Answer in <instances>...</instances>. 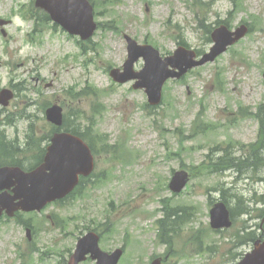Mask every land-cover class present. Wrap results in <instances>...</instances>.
Segmentation results:
<instances>
[{"label":"rangeland","instance_id":"rangeland-1","mask_svg":"<svg viewBox=\"0 0 264 264\" xmlns=\"http://www.w3.org/2000/svg\"><path fill=\"white\" fill-rule=\"evenodd\" d=\"M92 1L95 20L103 25L89 42L84 43V50L78 37L69 35L53 22L44 34H36L37 40L30 41L28 33L33 22L26 20L21 12L29 9L32 0H0V18L12 19L6 26L7 36L2 34L0 27V88L24 79H28V84L36 83L37 73L46 81H54L53 87L43 86V95L35 92L32 86L28 91L22 90L35 102L29 112L36 115L33 119L40 129L36 136L48 128L42 103L59 101L65 112L80 109L90 115L96 96L100 97L104 105L103 112L95 120L96 131L107 133L111 142L124 139L127 147L136 153H132L131 160H128L131 152L123 154L128 161L119 165L112 154H101L98 172L107 168L109 174L100 186L89 188L82 197L68 199L62 205L53 204L42 213L24 215L36 223L37 235L32 241L15 220L2 221L0 264H22L26 259L20 256L23 251L33 255V260L28 259L27 264H64L69 250L74 248L87 226L100 225L105 213L112 210L115 233L105 234L101 246L110 250L126 241L127 250L122 258L125 259L119 264H149L150 256L163 250L156 241V220L161 216L160 199L170 196L173 203L193 205L196 216L193 229L203 231L204 247L215 244L219 249L217 253L193 255L182 260L174 257L171 261L221 264L218 258L227 248L221 241L228 236L219 237L209 229L206 190L218 182L225 187L235 184L238 189L247 185L244 190L251 197L264 190V182L256 181L259 173L257 170L248 172L253 178L235 181L234 173L202 174L196 173L200 171L194 168L193 179L176 196L168 182L171 173L180 165L197 166L207 160L206 155L215 144L231 139L248 144L258 139L257 120L237 113L245 107L255 111L264 102V0H242L243 8L234 0H202L205 9L198 13L193 6L194 0ZM254 15L258 16L256 26L253 22V29L247 36L215 62L190 71L183 80L167 82L163 102L155 109L145 108L148 99L143 89H134L132 82L118 84L110 76L109 67L121 66L127 58L124 33L141 43H152L163 53L176 49L179 35L187 39L192 48L208 50L212 41L207 39L206 25L223 19L235 29L245 19L251 23ZM142 66L141 62L137 69ZM28 84H23L24 88ZM84 88L91 92L81 93L82 97L78 93ZM28 101L26 96L20 95L7 109L0 107V131L11 139H19L22 144H26L23 142L31 120L19 116L13 123H6L5 118L8 113L26 108ZM228 118H234L235 123L231 124ZM209 122L218 127L209 128ZM117 165L131 166L133 171L128 168L120 171ZM112 200L114 205H111ZM131 203L139 211L128 210ZM141 212L144 215H140ZM55 213L65 218L63 228L50 223L46 217ZM190 235L184 237L187 238L185 247L192 242L188 241ZM84 264L94 262L88 260Z\"/></svg>","mask_w":264,"mask_h":264},{"label":"water","instance_id":"water-1","mask_svg":"<svg viewBox=\"0 0 264 264\" xmlns=\"http://www.w3.org/2000/svg\"><path fill=\"white\" fill-rule=\"evenodd\" d=\"M38 5L46 8L52 15V18L61 23L71 33L81 34L86 39L89 38L96 24L93 21V8L87 0H39ZM2 24L3 22L0 21ZM245 27L240 28L236 33L224 31V36H216V44L200 62H189L182 68L177 60H181V55L186 50L179 49L176 56L162 61L158 52L151 46H138L131 38L129 40V59L125 63L124 72L119 69L112 71V75L118 81L125 82L131 78L139 77L140 81L136 87H146L149 93L150 101L157 103L161 99V91L164 82L172 76H180L189 67L202 64L207 60H213L217 55L227 49L229 44L234 43L246 33ZM223 32V31H222ZM233 34H236L233 37ZM146 59L145 68L136 74H133V64L140 57ZM181 68V72H176L169 68V65ZM12 95L8 90L2 92L5 101ZM7 101H5V104ZM48 119L56 124L62 123V109L59 106H53L47 111ZM80 139L67 134H56L53 138V145L50 153L46 157V162L32 172H24L19 167L4 166L0 168V190L9 189L14 186L13 194L8 191L0 193V215L7 208L12 214L17 209L40 210L47 202L66 195L73 189L77 183V173L83 170L90 163V157L82 151L76 142ZM74 141V142H73ZM186 181V176L178 173L173 182L172 188L178 190L182 188ZM214 219L219 222L228 213L223 205L217 206L213 210ZM93 235L81 239L75 254L72 256L70 264H78L79 261L86 258L88 251L94 252V258H98V264H116L121 252L117 251L112 256H107L98 248L97 239H92Z\"/></svg>","mask_w":264,"mask_h":264},{"label":"bare ground","instance_id":"bare-ground-1","mask_svg":"<svg viewBox=\"0 0 264 264\" xmlns=\"http://www.w3.org/2000/svg\"><path fill=\"white\" fill-rule=\"evenodd\" d=\"M244 166H247V165H243L242 167H244ZM254 168L257 169V173H262V174H264V167H263V166H258V165L255 164V165H254ZM240 170H241V171H244L243 169H240ZM257 176L259 177V176H261V175H260V174H257ZM223 195H224L226 201H228V202H229L230 204H232V205H235L236 202L238 201V194H237L235 191H233V190L226 189V190L223 192ZM178 216H180V215H178ZM253 232L256 233L257 230L254 229Z\"/></svg>","mask_w":264,"mask_h":264},{"label":"trees","instance_id":"trees-1","mask_svg":"<svg viewBox=\"0 0 264 264\" xmlns=\"http://www.w3.org/2000/svg\"><path fill=\"white\" fill-rule=\"evenodd\" d=\"M263 108V118H262V123H263V126H264V106L262 107ZM70 123V121H68V119L66 118L65 119V124H69ZM32 124V123H31ZM6 139V138H5ZM1 140H3L4 141V138L2 137L1 138ZM3 141H1V146H2V144L4 143ZM0 156H2L1 154H0ZM4 156V155H3ZM6 156V155H5ZM6 157H8V156H6ZM8 161V159H5V158H1L0 159V162H7ZM1 164V163H0Z\"/></svg>","mask_w":264,"mask_h":264},{"label":"flooded vegetation","instance_id":"flooded-vegetation-1","mask_svg":"<svg viewBox=\"0 0 264 264\" xmlns=\"http://www.w3.org/2000/svg\"><path fill=\"white\" fill-rule=\"evenodd\" d=\"M244 243V244H243ZM247 249L246 242H240V247H239V256H241Z\"/></svg>","mask_w":264,"mask_h":264}]
</instances>
